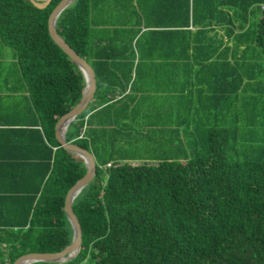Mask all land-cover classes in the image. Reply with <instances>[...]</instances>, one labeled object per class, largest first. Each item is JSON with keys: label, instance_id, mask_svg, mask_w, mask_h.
<instances>
[{"label": "trees", "instance_id": "obj_1", "mask_svg": "<svg viewBox=\"0 0 264 264\" xmlns=\"http://www.w3.org/2000/svg\"><path fill=\"white\" fill-rule=\"evenodd\" d=\"M61 1L40 9L30 0H0V41L13 51L29 93L25 106L0 111V264L59 253L73 241L66 197L87 166L61 146L56 125L79 104L86 82L49 32ZM221 1L232 4V15L219 10ZM263 6L264 0L194 4L193 24L226 23L234 44L221 50L222 43L193 40L194 61L207 69L200 83L204 103L195 108L192 129L178 124L183 129L175 140H157L153 128L146 137L121 132L130 127L118 123L129 103L111 104L112 97L115 88L128 89L135 67L142 77L145 60L124 61L112 42L97 39L91 0L63 11L58 34L97 79L94 101L66 139L93 154L97 168L73 203L80 253L67 263L35 264H264ZM186 14L184 25L188 8Z\"/></svg>", "mask_w": 264, "mask_h": 264}, {"label": "crops", "instance_id": "obj_2", "mask_svg": "<svg viewBox=\"0 0 264 264\" xmlns=\"http://www.w3.org/2000/svg\"><path fill=\"white\" fill-rule=\"evenodd\" d=\"M196 2L202 4V0H91L90 23L97 39L102 37L104 43L112 42L124 61L132 59L137 65L143 59L147 65L141 70L140 79L136 67L133 69L132 83L126 91L115 88L111 104L129 103L127 113L122 110L119 114L118 123L119 127H130L121 132H139L146 137L153 128L160 133L157 140H175L183 129H178V124L189 123L192 129L193 118L198 115L195 108L204 103L200 83L207 78V69L202 70L194 61L193 40L206 45L222 43L221 50L234 44V36H229L227 29L230 26L226 23L216 22L208 26L193 24L192 13ZM226 4V1L222 2L219 10L232 15V4ZM187 8L190 19L189 24L184 25ZM235 28V34L239 33L238 23H235ZM207 30L210 31L208 34ZM199 31L206 34H197ZM125 45H129L127 50ZM152 63H175L176 66L150 68ZM15 64L13 51L0 41V111L25 106L29 97ZM134 81H138L136 92L132 91ZM203 100L207 101V97ZM137 109L139 118L136 116ZM172 116L175 118L171 119Z\"/></svg>", "mask_w": 264, "mask_h": 264}, {"label": "water", "instance_id": "obj_3", "mask_svg": "<svg viewBox=\"0 0 264 264\" xmlns=\"http://www.w3.org/2000/svg\"><path fill=\"white\" fill-rule=\"evenodd\" d=\"M37 8H46L52 0H30ZM77 0H62L61 3L54 9L49 19V32L54 42L70 57V59L80 68L83 73L86 87L83 97L79 104L73 108L68 114L63 116L56 125V137L59 143L66 150L74 153L78 157L84 160L87 166L86 175L79 180L68 192L65 203V211L68 219L73 227L74 236L70 246L59 253H33L27 254L17 259L14 264H35L39 262L43 263H67L74 260L81 251L82 248V228L78 221V218L73 210L74 200L78 197L81 191L87 187L96 177V160L94 156L87 150L81 148L78 145L68 143L66 139V132L60 130V127L68 122V127L72 122L76 120L81 114H83L90 103L92 102L96 90L97 80L93 68L90 64L82 58L76 51H74L67 42L58 34L57 20L60 15L68 7H70ZM68 130V128H67Z\"/></svg>", "mask_w": 264, "mask_h": 264}, {"label": "bare ground", "instance_id": "obj_4", "mask_svg": "<svg viewBox=\"0 0 264 264\" xmlns=\"http://www.w3.org/2000/svg\"><path fill=\"white\" fill-rule=\"evenodd\" d=\"M67 128H69V127H68V122L64 123V124L60 127V130H61L62 133H63V132H66V131H67Z\"/></svg>", "mask_w": 264, "mask_h": 264}, {"label": "rangeland", "instance_id": "obj_5", "mask_svg": "<svg viewBox=\"0 0 264 264\" xmlns=\"http://www.w3.org/2000/svg\"><path fill=\"white\" fill-rule=\"evenodd\" d=\"M240 126H241V124H240ZM240 136H241V134H240V131H239V135H237L238 139L240 138Z\"/></svg>", "mask_w": 264, "mask_h": 264}, {"label": "built area", "instance_id": "obj_6", "mask_svg": "<svg viewBox=\"0 0 264 264\" xmlns=\"http://www.w3.org/2000/svg\"><path fill=\"white\" fill-rule=\"evenodd\" d=\"M264 9V8H263ZM110 166V165H109Z\"/></svg>", "mask_w": 264, "mask_h": 264}]
</instances>
